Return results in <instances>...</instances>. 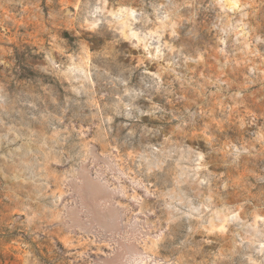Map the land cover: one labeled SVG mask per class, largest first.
I'll use <instances>...</instances> for the list:
<instances>
[{
    "label": "rangeland",
    "instance_id": "obj_1",
    "mask_svg": "<svg viewBox=\"0 0 264 264\" xmlns=\"http://www.w3.org/2000/svg\"><path fill=\"white\" fill-rule=\"evenodd\" d=\"M0 264H264V0H0Z\"/></svg>",
    "mask_w": 264,
    "mask_h": 264
}]
</instances>
